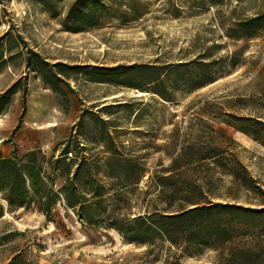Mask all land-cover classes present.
Listing matches in <instances>:
<instances>
[{"label":"rangeland","instance_id":"obj_1","mask_svg":"<svg viewBox=\"0 0 264 264\" xmlns=\"http://www.w3.org/2000/svg\"><path fill=\"white\" fill-rule=\"evenodd\" d=\"M76 1L0 0V154L42 148L47 166L72 137L67 162L116 146L148 172L139 186L105 179L121 181V200L96 223L67 205L62 177L51 217L0 194V264H223L226 252L184 254L153 230L137 233L133 218L155 197L150 176L185 165L173 160L191 146L224 152L206 161L217 171L242 162L257 187L240 188L239 201L264 199V30L241 25L264 0H100L98 23L82 30L69 13ZM261 224L235 241L264 262Z\"/></svg>","mask_w":264,"mask_h":264},{"label":"trees","instance_id":"obj_2","mask_svg":"<svg viewBox=\"0 0 264 264\" xmlns=\"http://www.w3.org/2000/svg\"><path fill=\"white\" fill-rule=\"evenodd\" d=\"M81 2L84 0H77L73 7L78 6V9L69 12L70 15L74 13L76 30L97 24L105 8L100 0H88L85 7ZM241 25L250 31L264 30V12L250 16ZM71 138L57 157L53 155L45 161L47 166L43 164L44 159H39L42 148L29 150L22 157L18 150L10 157L0 154V194L10 207L28 208L36 202L39 210L51 217L57 196L54 185L57 178L62 177L66 183L60 192L67 205L81 218L96 223L100 214H108L114 203L121 200L118 189H121V181L109 183L105 179L125 178L129 185L139 186L148 172L134 156L120 154L116 157V146H113L114 155L104 159L78 160L74 156L67 162ZM195 149L192 146L184 148L173 160H188L185 165L150 176L152 184L145 193L155 197L148 199L144 212L133 218L137 233L153 230L172 245L183 247V253L189 255L213 246L223 254L226 252L223 264H264L256 252L237 246L235 241V234L240 230L262 228L264 199L241 203L237 194L240 188L255 190L257 180L240 161L235 164L221 162L219 171L206 162L217 163L219 158L224 159V152L212 153L206 147ZM192 162H198L200 166L190 175L188 168ZM103 167L106 174H103ZM116 168L122 170L121 174H114ZM216 173L220 174L219 178ZM224 175L232 177L230 185L223 182ZM2 212L1 208L0 217Z\"/></svg>","mask_w":264,"mask_h":264}]
</instances>
